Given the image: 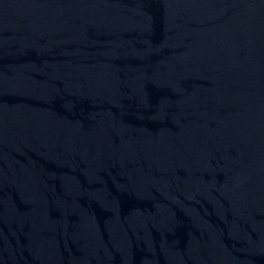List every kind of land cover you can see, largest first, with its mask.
<instances>
[{"label":"water","instance_id":"obj_1","mask_svg":"<svg viewBox=\"0 0 264 264\" xmlns=\"http://www.w3.org/2000/svg\"><path fill=\"white\" fill-rule=\"evenodd\" d=\"M0 264H264V0H0Z\"/></svg>","mask_w":264,"mask_h":264}]
</instances>
